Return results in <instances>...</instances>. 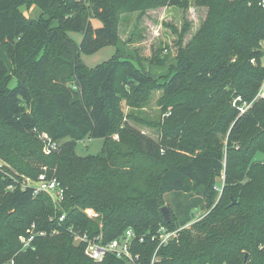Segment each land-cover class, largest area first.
<instances>
[{
	"label": "trees",
	"instance_id": "obj_1",
	"mask_svg": "<svg viewBox=\"0 0 264 264\" xmlns=\"http://www.w3.org/2000/svg\"><path fill=\"white\" fill-rule=\"evenodd\" d=\"M194 3L207 8L205 20L159 78L120 47V18L187 9L188 0H0V264H128L90 260L70 232L108 242L127 229L143 237L132 248L137 264H150L160 227L178 237L157 250L154 264H264V159H255L264 155V99H255L264 79V10L257 0ZM29 6L40 11L37 19L19 10ZM108 46L116 47L111 60L88 70L80 55ZM154 90L169 115L153 125L157 142L121 108L143 107ZM42 135L57 150L45 154ZM84 139H102L101 153L77 156ZM43 172L64 189L59 209L19 187ZM217 179L216 206L183 229L193 211L212 207ZM28 231L35 237L23 249Z\"/></svg>",
	"mask_w": 264,
	"mask_h": 264
},
{
	"label": "rangeland",
	"instance_id": "obj_2",
	"mask_svg": "<svg viewBox=\"0 0 264 264\" xmlns=\"http://www.w3.org/2000/svg\"><path fill=\"white\" fill-rule=\"evenodd\" d=\"M195 0H188L187 9L178 7L158 8L144 13L127 14L120 18L118 25L119 45L125 54L136 60H139L143 68L150 70L155 77H165L171 65L174 64V58L180 47H185L192 36L200 29L207 14V8L196 6ZM23 15L35 20L39 17L40 11L33 6L20 7ZM94 27H100V22L92 21ZM182 34V36H181ZM69 37L79 44L81 35L78 33H69ZM264 45V42H263ZM116 53V47L108 46L98 52L85 55L81 54L80 59L88 70L108 62ZM168 56L163 66L160 59ZM150 62L155 64H150ZM16 81L11 78L9 88L14 87ZM162 97L160 90H154L145 105L139 109L131 110L124 102H121V108L125 115H130L136 119L128 121L129 124L142 134L150 137L154 141L160 139V130L153 127L155 124H163L168 119V114H162L159 101ZM148 122L152 126L140 122ZM116 139V137H115ZM104 141L102 139H84L75 144L74 152L79 157L96 156L102 151ZM162 154V153H161ZM255 159H264V155L257 154ZM2 165V162H0ZM222 180L217 179L214 188L216 193L215 201L210 209L193 211V219L183 229L190 230L192 226L200 222L218 203L222 194ZM178 237V233L175 238Z\"/></svg>",
	"mask_w": 264,
	"mask_h": 264
},
{
	"label": "built area",
	"instance_id": "obj_3",
	"mask_svg": "<svg viewBox=\"0 0 264 264\" xmlns=\"http://www.w3.org/2000/svg\"><path fill=\"white\" fill-rule=\"evenodd\" d=\"M257 5L264 10V0H257ZM261 47L264 51L263 42L261 43ZM251 64H254V60L250 61ZM261 65L264 69V55L261 58ZM255 99H264V79L262 81V85L255 97ZM239 100V99H237ZM244 109L241 108L240 112L243 113ZM41 140L44 145V153L50 154L51 152L57 150L56 143L52 142L47 135H42ZM0 164V168H1ZM20 189L25 190L28 187L31 188V192L33 196H38L40 194L47 195L55 209H59L60 205L64 199V189L57 181L54 174L48 176L46 172L41 173L35 182L31 181L28 178H25L20 183ZM9 191L15 190V187L11 184L8 186ZM84 214L89 219L97 218V214L93 212L91 209H86ZM64 220V215L59 217V222ZM72 238L75 244L83 245L84 255L92 261L99 262L102 261L107 256H112L118 260H122L127 262L128 264H137L139 259L138 255L132 254V248L134 241L138 240V243L143 242V237H136L134 232L131 229H127L121 234L118 238L113 239L111 241L105 242L102 235L99 234L96 237L89 238L87 234L75 233L72 232ZM28 237H21L20 241L22 243V248L27 249L30 247L31 242L33 241L35 234L31 231H28ZM178 230L169 231L164 227H160L151 240H157L158 245L155 249V252L152 256V260L150 264H154L156 260V252L161 247L166 245L169 241L176 237ZM37 236H44V233H38ZM7 264H14L13 261L8 262Z\"/></svg>",
	"mask_w": 264,
	"mask_h": 264
},
{
	"label": "water",
	"instance_id": "obj_4",
	"mask_svg": "<svg viewBox=\"0 0 264 264\" xmlns=\"http://www.w3.org/2000/svg\"><path fill=\"white\" fill-rule=\"evenodd\" d=\"M235 203H236V202L233 201L231 205H234ZM161 213H162V216H163L164 221H165L166 223H168L169 220H170V215H169V210H168V208H167L166 206L162 207V208H161ZM245 258H246V256H245Z\"/></svg>",
	"mask_w": 264,
	"mask_h": 264
}]
</instances>
